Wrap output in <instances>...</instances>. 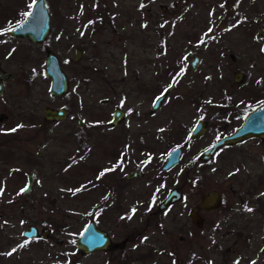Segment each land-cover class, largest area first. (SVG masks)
I'll list each match as a JSON object with an SVG mask.
<instances>
[{"label":"rangeland","instance_id":"374dc122","mask_svg":"<svg viewBox=\"0 0 264 264\" xmlns=\"http://www.w3.org/2000/svg\"><path fill=\"white\" fill-rule=\"evenodd\" d=\"M33 1L0 0V63L14 76L0 95V264H264V141L199 158L264 101V0H46L44 42L9 36ZM48 49L68 78L62 96L50 94L43 72ZM47 107L70 116L46 121ZM116 107L126 118L113 127ZM200 119L206 131L189 138ZM177 145L179 164L163 171ZM136 168L137 177H124ZM172 188L182 199L159 211ZM213 189L222 203L201 212L199 228L188 213ZM89 220L112 249H77ZM30 225L50 235L23 237Z\"/></svg>","mask_w":264,"mask_h":264},{"label":"water","instance_id":"95a60500","mask_svg":"<svg viewBox=\"0 0 264 264\" xmlns=\"http://www.w3.org/2000/svg\"><path fill=\"white\" fill-rule=\"evenodd\" d=\"M30 13V15H29ZM50 14L47 8L46 0H34L30 9L23 20L17 24L9 27L8 35L13 38H28L32 43H42L47 38L50 31ZM258 39L263 40L264 48V28L259 27L257 30ZM82 49L77 47L75 54L71 59L75 63L81 59ZM200 62L197 54L192 57L190 67L195 70ZM44 75L50 79L49 92L52 96H62L68 91V78L58 57L51 51L47 50L44 60ZM243 73L238 71L234 74V81L240 82L243 78ZM13 74L4 70L0 63V95L4 91V82L8 79H13ZM180 76L175 75L171 84L168 86V91L173 89L178 82ZM165 94L157 97L151 106V112L157 111L162 105ZM107 99H102L101 103H106ZM67 116V111L63 107L51 108L47 107L44 110L43 118L46 121H60ZM125 116V112L121 108H116L113 113L111 123L116 125ZM6 117L5 113H0V121ZM84 123L82 118H76V124L82 126ZM207 122L203 119L198 120L190 131V138H196L204 134L207 128ZM249 138H259L264 141V101L257 103L255 107L249 110L240 125H238L232 132L226 133L215 139L208 147L203 149L199 154L201 160H208L222 146L234 145ZM181 160V146H174L163 161L162 170H170L174 168ZM136 173L127 175L132 177ZM34 177L31 173L27 174V183L23 193L29 192L32 188ZM180 198L178 189H171L165 199L159 205L160 209L165 208L169 203ZM221 205V194L213 189L209 190L201 196L198 207L190 212L194 222L200 224L201 219L197 214L198 208H205L207 210L218 208ZM22 236L27 239L39 237L45 239L50 235L49 228H42L40 231L35 225H30L22 231ZM61 243V240H58ZM76 247L82 253H91L98 250L112 249V242L108 233L98 228L93 220H89L79 236L76 239Z\"/></svg>","mask_w":264,"mask_h":264},{"label":"flooded vegetation","instance_id":"af4514ba","mask_svg":"<svg viewBox=\"0 0 264 264\" xmlns=\"http://www.w3.org/2000/svg\"><path fill=\"white\" fill-rule=\"evenodd\" d=\"M8 80H11V79H8ZM6 82V81H5ZM5 82H4V85H5ZM64 108V107H63ZM116 108H120V107H116ZM115 108V109H116ZM115 109H114V111H115ZM251 110V109H250ZM67 111V110H66ZM114 111H113V113H114ZM125 112V111H124ZM70 115H69V113L67 112V116L64 118V119H66L67 117H69ZM245 116V115H244ZM6 118V117H5ZM76 118H78V117H76ZM112 118H113V114H112ZM124 118H126V112H125V116H124ZM123 118V119H124ZM244 118V117H243ZM63 120V119H62ZM112 120V119H111ZM61 121V120H60ZM51 122H58V121H51ZM120 122V121H119ZM119 122L116 124V125H113L112 123H111V121H110V124H111V126H117L118 124H119ZM75 124H76V119H75ZM77 125V124H76ZM83 125H84V123H83ZM83 125L82 126H78L77 125V127H79V128H81V127H83ZM193 128V127H192ZM230 133V132H229ZM189 134H190V132H189ZM224 135V134H223ZM189 138H190V136H189ZM197 138V137H196ZM191 139H194V138H191ZM259 139V138H258ZM261 140V139H260ZM240 143V142H239ZM238 144V143H237ZM236 145V144H235ZM230 146H233V145H227L226 147H230ZM208 147V146H207ZM218 149H220V148H218ZM217 149V150H218ZM181 153H182V147H181ZM179 164V163H178ZM177 164V165H178ZM176 165V166H177ZM162 168V167H161ZM173 169V168H172ZM172 169H170V170H172ZM170 170H163V171H166V172H169ZM136 173L135 175H133L132 177H128L127 175H129V174H131V173ZM140 174V169L139 168H136L135 170H133V171H131V172H129V173H127V174H125V178L126 179H132V178H134V177H137L138 175ZM25 189V188H24ZM172 189H174V188H172ZM176 189H178L179 190V192H180V198L179 199H177L176 201H174V202H171V203H169L165 208H163V209H160L159 208V205L161 204V202L165 199V197L168 195V193H169V191L171 190H169L167 193H166V195L164 196V198L160 201V203L158 204V209H159V211H163V210H165L166 208H168L171 204H173V203H175V202H177V201H179V200H181L182 199V192L180 191V189L179 188H176ZM24 191V190H23ZM26 193H28V192H26ZM206 193V192H205ZM204 194V193H203ZM202 194V195H203ZM201 195V196H202ZM201 196H200V199H201ZM200 199H199V201H198V203L200 202ZM222 200H223V197H222V195H221V203H222ZM198 203H197V205H196V207H193L190 211H189V217H190V219H191V222L194 224V225H196L197 227H202L203 226V224H204V220H205V217H204V215H203V213H208V212H211V211H213V210H215V209H217V208H215V209H211V210H207V209H205V208H198V211H197V214H198V216L200 217V219H201V223L200 224H197L196 222H194L193 221V219H192V217H191V215H190V212L193 210V209H195V208H197L198 207ZM220 207V206H219ZM201 212H203V213H201ZM264 245V244H263ZM124 246V242H121V243H119V244H117V247H119V248H121V247H123Z\"/></svg>","mask_w":264,"mask_h":264},{"label":"snow or ice","instance_id":"6c2138e0","mask_svg":"<svg viewBox=\"0 0 264 264\" xmlns=\"http://www.w3.org/2000/svg\"><path fill=\"white\" fill-rule=\"evenodd\" d=\"M29 15H30V13H29ZM16 129H13L12 131H15ZM249 211H251V209H248ZM135 212V209H133V213ZM131 217H129V219H130ZM146 239V238H145Z\"/></svg>","mask_w":264,"mask_h":264}]
</instances>
